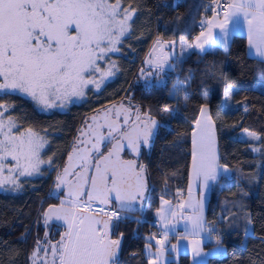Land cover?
<instances>
[{
  "label": "snow or ice",
  "instance_id": "obj_1",
  "mask_svg": "<svg viewBox=\"0 0 264 264\" xmlns=\"http://www.w3.org/2000/svg\"><path fill=\"white\" fill-rule=\"evenodd\" d=\"M138 11L136 0H0V95L20 94L40 110L48 111L67 108L93 88L100 90L120 70L111 56L121 52L124 39L134 31ZM209 11L212 15L199 21L201 30L194 37V44L186 43L183 37L179 41L157 37L153 51L179 43V58L192 49L207 53L218 48L227 53L230 37L242 31L252 54L264 62V0H211L205 9L206 13ZM172 55L169 52L159 63H146L155 67L159 75ZM140 71L143 74L144 70ZM173 87L178 96L188 85ZM233 91L230 83L224 84L226 109ZM188 98L185 90L184 100ZM204 99H208L206 94ZM15 107L11 101L0 100V188L19 191L23 188L22 178L42 175L41 165H52L53 156L42 157L48 139L32 126H20L19 118L9 114ZM165 123L152 116L151 109L145 111L132 104L130 98L97 109L85 119L63 169L55 177L53 191L64 190V199L59 205H48L41 214L45 227L55 220L63 223L65 231L55 242L48 239L47 232L43 241L37 239L28 255L29 264H118L124 233H116L115 225L129 218L127 214L143 208L148 188L147 165L139 163L138 158L142 147L151 148L158 129ZM194 125L188 199L184 201L183 193L177 192L181 201L176 209L179 217L186 220L185 233L214 237L213 252L219 253L223 237L205 220V192L210 182L217 181L220 169L227 172L228 166L219 163L216 124L207 103L200 107ZM242 133L253 141L261 139L247 128ZM108 145L105 152L103 148ZM125 149L135 158L124 159L121 154ZM194 188L200 190L199 198ZM160 199L156 215L164 235L162 239L155 234L145 238L149 241L145 245L148 264H166L164 256L169 249L164 241L174 227L169 216H177L171 202ZM185 212L190 215L185 216ZM131 218L139 223L138 218ZM232 221L235 222V214ZM252 223L251 214L246 213V236ZM152 240L158 245L155 252ZM193 243L191 256L195 264L210 253L204 252L200 241ZM170 250L179 252L177 245ZM9 252L12 256L20 254L14 249ZM136 255L130 253L132 257Z\"/></svg>",
  "mask_w": 264,
  "mask_h": 264
},
{
  "label": "trees",
  "instance_id": "obj_2",
  "mask_svg": "<svg viewBox=\"0 0 264 264\" xmlns=\"http://www.w3.org/2000/svg\"><path fill=\"white\" fill-rule=\"evenodd\" d=\"M136 4L139 11L134 31L124 39L121 52L111 56L120 70L100 90L88 91L85 98L67 108L48 111L40 110L20 94L0 95V100L16 105L9 114L19 118L20 126H32L46 136L49 143L42 150V157L53 156L52 165H41L42 175L22 178L21 190L0 189V264H29L28 255L45 231L41 214L48 205L59 202L58 195H63V190L58 194L53 191L55 177L78 129L97 109L127 98L145 111L151 109L157 120L167 123L158 129L151 148H142L139 158V163L147 165L148 183L143 208L133 213L139 223L130 217L115 225L116 233H124L119 264H148L145 245L149 241L145 238L152 233L150 221L160 198L174 200L177 192L186 194L192 130L205 103L216 124L219 161L230 169V173L213 184L206 208L207 224L221 232L224 251L210 255L206 264H260L264 260V89L256 86L264 81V70L259 61L247 54L244 34H233L227 53L218 48L207 53L192 49L176 60L179 43L173 48L165 45L153 51L157 37L163 41H179L183 37L192 44V38L200 31L198 21L206 14L211 0H136ZM172 49L176 56L172 55L165 64L170 75L161 82L143 79L140 70L153 67L146 61L159 63ZM174 83L188 87L177 96L171 93ZM225 83L234 89L227 109L223 99ZM245 128L261 139L253 143L241 139L238 135ZM229 174L232 179H228ZM246 213L251 214L253 221L247 236ZM53 226L50 225V230ZM155 243L151 241L153 247H157ZM9 249L20 254L12 256ZM132 252L137 255L130 256ZM166 264H190V255H173Z\"/></svg>",
  "mask_w": 264,
  "mask_h": 264
},
{
  "label": "crops",
  "instance_id": "obj_3",
  "mask_svg": "<svg viewBox=\"0 0 264 264\" xmlns=\"http://www.w3.org/2000/svg\"><path fill=\"white\" fill-rule=\"evenodd\" d=\"M211 15L212 14L210 13L209 16H211ZM221 18H222V16H221ZM200 30H201V28H200ZM199 33H200V31L197 34H195V36L199 35ZM235 33L244 34L245 35V37H246L247 54L249 56L255 58L257 61H259L260 62V64H259L260 67L264 70V62H262V59L260 57H257L255 55H253L251 49H249V47H248L246 33L242 32V31H237ZM232 36L230 37V41H231ZM194 37L191 40V43L192 44L195 43ZM185 42L186 43H189V41H187V40ZM215 49H210V50H215ZM258 83L261 84V87L260 88L261 89H264V81H259ZM199 115H200V111H199L198 117H199ZM194 127H195V125H194ZM216 135H217V133H216ZM191 140H192V136H191ZM217 141H218V139H217ZM218 148H219V145H218ZM191 161H192V149H191ZM219 163H220V161H219ZM220 164L223 165L222 163H220ZM190 173H191V163H190L189 176H188L187 192L182 197V199L184 201H187V199H188V188H189V181H190ZM228 173H230V169L229 168H228V171L227 172H225V170L223 168H221L220 171H219V175H218L217 181L219 180V178L221 176L226 175ZM216 182H210L209 188L205 192V211H204L205 220H206V208H207L208 201H209V198H210L211 189H212L213 184H215ZM194 193H195V195H196L197 198L200 197V190L199 189H195L194 188ZM163 199H165V198H163ZM168 200H170V199H168ZM170 201L172 202L173 209L177 211V216L176 217L169 216V222H170V224L174 225V227L170 228V230L167 233L168 241L167 240L164 241L165 246L169 249V251H167L165 253V256H164V260L166 261V263L171 258V256H173V255L174 256L175 255L177 256L178 254H181V253H188L190 255V264H194V262L192 260V256H191V250H192V248L194 246V243H193L194 241H200L201 246L203 247L204 252L210 253V255H219V254H222L223 251H224V247L220 250L219 253H214L213 252L215 240H214V237L210 238L207 233H203V234H201V236H192V235H187L185 233V223H186V220L179 217V210L176 209V205L181 201V198L180 197H177L174 200H170ZM160 202H161V200H160ZM184 215L187 216V215H190V213L189 212H185ZM153 216H154V218L158 219V221H159V227L162 229L161 223H160V218L154 212H153ZM172 220H174L173 223L171 222ZM162 238L163 237H161V239ZM166 241H167V244H166ZM206 243H211V244L205 245ZM155 245L158 246L156 243H155ZM172 245H177V247L179 249L178 254L173 253L170 250ZM209 256L203 257L202 258V262L201 261H197V262H195V264H206Z\"/></svg>",
  "mask_w": 264,
  "mask_h": 264
},
{
  "label": "rangeland",
  "instance_id": "obj_4",
  "mask_svg": "<svg viewBox=\"0 0 264 264\" xmlns=\"http://www.w3.org/2000/svg\"><path fill=\"white\" fill-rule=\"evenodd\" d=\"M184 41H186V40H184ZM173 51H172V53H173V55H175V50L174 49H172ZM178 53H177V56H176V60H179V59H181V58H179L180 57V52H181V48H180V50H178L177 51ZM179 58V59H178ZM104 65L102 64V67H103ZM144 70V72H143V76H142V78L143 79H146L147 78V80H148V82L150 83L152 80H154V78H155V80L157 81V82H161V81H164L165 80V78H166V76H169L170 75V71L168 70V68H165L164 67V71L163 72H161V73H159V75L157 74L158 73V70L155 68V67H149V68H144L143 69ZM176 82V81H175ZM174 85H177L176 83H174ZM173 85V86H174ZM103 86V85H102ZM257 87H261V84L260 83H257V85H256ZM91 87V86H90ZM93 90H95L94 88H93ZM172 91H171V93L172 94H174V87H172V89H171ZM76 101H79V100H76ZM76 101H74V102H76ZM58 109H64V108H58ZM147 111V110H146ZM152 115V114H151ZM153 116V115H152ZM241 139H245V140H248V141H250L251 143H253V140H251L250 138H248L245 134H243L242 133V130L240 131V133H239V135H238ZM9 163H11V160H10V158H9ZM1 190L2 189H8V188H0ZM57 194H58V192H56ZM59 196V198H58V200H59V202L58 203H56V204H53V205H59V203H60V200H62V199H64V194L63 195H58ZM165 201H170V200H168V199H164ZM146 201V200H145ZM145 201H144V203H145ZM171 202V201H170ZM171 205H172V202H171ZM173 206V205H172ZM112 207L113 208H115L116 207V205H115V203H113V205H112ZM161 207V202H160V204H159V206L153 211L155 214H156V210L158 209V208H160ZM48 208V207H47ZM46 208V209H47ZM133 213H135V212H132V213H130V214H127L128 215V217L130 218V217H133ZM42 221H43V218H42ZM173 221L174 220H172L171 222L173 223ZM51 224H54V226H53V228H51V230H50V225ZM151 224V223H150ZM43 225H44V223H43ZM152 226V225H151ZM63 231H65V227L63 226V223L62 222H59V221H55V220H52V221H50L49 222V224H48V226L47 227H45V231L43 232V234L39 237V239L41 240V241H43L44 240V237H45V232H47L48 233V239L49 240H51L52 242H55V241H57L59 238H60V233L61 232H63ZM159 232H161V234L159 233ZM151 234H155L156 235V238L157 239H161V237H163V235L162 234H164V231L159 227V225L158 226H153V228H152V233H150L149 235H151ZM169 235V234H168ZM115 238V237H114ZM167 241H168V238L166 239ZM156 241V240H155ZM167 241H166V244H167ZM158 247V246H157ZM157 247H153L152 246V251L153 252H155V250H156V248ZM34 248V247H33ZM33 250V249H32ZM146 253H147V251H146ZM118 264H119V262H118Z\"/></svg>",
  "mask_w": 264,
  "mask_h": 264
},
{
  "label": "water",
  "instance_id": "obj_5",
  "mask_svg": "<svg viewBox=\"0 0 264 264\" xmlns=\"http://www.w3.org/2000/svg\"><path fill=\"white\" fill-rule=\"evenodd\" d=\"M121 101H118V102H115V103H112V104H110V105H108V106H106V107H110L111 105H113V104H119ZM101 109H103V108H101ZM96 112V111H95ZM95 112H93V113H91L88 117H90L91 115H93V114H95ZM101 123H103V120H101ZM105 131H106V129H105ZM108 147H110V145L108 146ZM71 150V149H70ZM126 150V149H125ZM124 150V151H125ZM107 151V149L105 150V152ZM122 156H123V153L121 154ZM140 156V155H139ZM123 158L124 159H133V158H135L133 155L131 156V157H125V156H123ZM66 161H67V156H66V158H65V162H64V164L62 165V167H61V170L63 169V167H64V165H65V163H66ZM60 170V171H61ZM148 184V183H147ZM147 190H148V188H147ZM63 194L65 195V191L63 190ZM146 194H147V191H146V193H145V196H146Z\"/></svg>",
  "mask_w": 264,
  "mask_h": 264
},
{
  "label": "built area",
  "instance_id": "obj_6",
  "mask_svg": "<svg viewBox=\"0 0 264 264\" xmlns=\"http://www.w3.org/2000/svg\"><path fill=\"white\" fill-rule=\"evenodd\" d=\"M209 14H210V13H206V14H204V15L199 19V21H200L202 18H204L205 16H209ZM199 21H198V25H199V27H200ZM187 93H188V91H187ZM228 179H232V175H231V174L228 175ZM150 223H151L152 226H158V225H159V221H158V219H156V218L152 219V220L150 221ZM159 233L161 234V232H159ZM162 235H164V234H162Z\"/></svg>",
  "mask_w": 264,
  "mask_h": 264
},
{
  "label": "flooded vegetation",
  "instance_id": "obj_7",
  "mask_svg": "<svg viewBox=\"0 0 264 264\" xmlns=\"http://www.w3.org/2000/svg\"><path fill=\"white\" fill-rule=\"evenodd\" d=\"M109 146V145H108ZM142 148H144V147H142ZM142 148H141V151H142ZM107 149V148H106ZM105 149V150H106ZM104 150V151H105ZM123 156H125V157H131L132 156V153L128 150V149H126L124 152H123ZM140 156H141V153H140ZM140 156H139V158H140ZM139 158H138V162H139Z\"/></svg>",
  "mask_w": 264,
  "mask_h": 264
}]
</instances>
